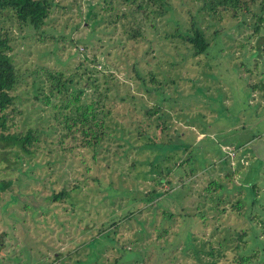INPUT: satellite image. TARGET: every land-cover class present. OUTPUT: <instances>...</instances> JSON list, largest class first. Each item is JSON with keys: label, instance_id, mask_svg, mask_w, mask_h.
Listing matches in <instances>:
<instances>
[{"label": "rangeland", "instance_id": "374dc122", "mask_svg": "<svg viewBox=\"0 0 264 264\" xmlns=\"http://www.w3.org/2000/svg\"><path fill=\"white\" fill-rule=\"evenodd\" d=\"M166 1L146 15L51 0L37 29L0 11L17 75L8 129L37 135L28 153L0 145V264H264V94L248 85L264 75V25ZM190 21L205 54L173 32ZM54 71L72 79L67 108ZM105 86L108 136L62 137L61 113Z\"/></svg>", "mask_w": 264, "mask_h": 264}, {"label": "trees", "instance_id": "16d2710c", "mask_svg": "<svg viewBox=\"0 0 264 264\" xmlns=\"http://www.w3.org/2000/svg\"><path fill=\"white\" fill-rule=\"evenodd\" d=\"M127 1L135 2V8L142 10L146 15L149 12L162 15L168 10V2L166 0H125V2ZM256 2L258 3V11H254L249 7ZM50 4L51 0H0V11L3 9H9L17 26L27 24L32 28L37 29L47 16ZM201 7H205V11L208 13L217 12L220 15L225 14L229 19L228 23H226L228 26L236 22L233 18H235L237 14L245 12L249 13L248 15L252 16L253 20L246 22L251 25L252 33H259L264 25V0H249L248 3L246 0H204ZM241 22L243 21L241 20ZM173 32L175 35L178 34L189 44L192 49V54H205V52L209 50L210 42L204 37L202 31L193 21H190L187 24L185 32ZM9 39V30L0 26V145H15L23 152L28 153L31 151L30 145H32L37 138L35 130L27 128L25 132H16L15 130L10 131L8 129V124L10 123L12 116L11 113H14L15 111L13 95L10 93V90H12L17 83V75L8 53V50L10 49ZM263 39L264 37L261 40ZM61 76V71L48 72V77L51 79L50 83L53 84L56 93H61L60 99L62 100V103L60 107L67 108L69 103L67 100L68 98L66 97V82L70 83L72 82V79H64ZM248 85L249 87L257 88L264 94V75L260 80ZM107 88L105 86L103 91H97L93 100L86 101L83 105L75 104L73 113H61V123L64 128V133L60 134L62 137L67 134V132H70L71 134L78 132L79 139L81 140L80 144L91 147L100 144L103 137L108 136L109 132L104 120V116L107 112V109L104 107L105 99H108L105 94ZM80 92V90H77L73 97V101L77 100ZM3 186L4 182L0 181V189L3 188ZM64 193V190H59L58 192L53 193L52 197L57 198Z\"/></svg>", "mask_w": 264, "mask_h": 264}]
</instances>
